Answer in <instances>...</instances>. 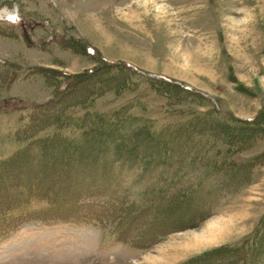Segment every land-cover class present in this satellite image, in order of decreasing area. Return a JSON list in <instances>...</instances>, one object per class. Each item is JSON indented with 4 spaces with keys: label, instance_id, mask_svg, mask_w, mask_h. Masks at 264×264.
Wrapping results in <instances>:
<instances>
[{
    "label": "rangeland",
    "instance_id": "obj_1",
    "mask_svg": "<svg viewBox=\"0 0 264 264\" xmlns=\"http://www.w3.org/2000/svg\"><path fill=\"white\" fill-rule=\"evenodd\" d=\"M0 100V264H264V0H0Z\"/></svg>",
    "mask_w": 264,
    "mask_h": 264
},
{
    "label": "trees",
    "instance_id": "obj_2",
    "mask_svg": "<svg viewBox=\"0 0 264 264\" xmlns=\"http://www.w3.org/2000/svg\"><path fill=\"white\" fill-rule=\"evenodd\" d=\"M120 67H122V66H119V65H116V64H109V63H107V62H103L102 63V66L100 67V68H98V69H95V70H90L89 71V73H87L86 74V76L88 77V78H95L96 76H98L100 73H102L104 70H113V69H116V68H120ZM122 68H125V70H127V71H130V69L129 68H127V67H122ZM34 71V70H33ZM36 71V70H35ZM38 71H40L39 69H38ZM63 76H64V74H62ZM90 75V76H89ZM69 75H67V77L66 78H64L60 83H59V86H58V88H59V95H58V97H57V99L55 98V99H53L52 101H49L48 103H37L36 105H33L32 107H30L31 109V112H38L39 110H41V109H44V108H48V107H51V106H53V105H57V104H60V103H62L69 95H71V94H73V93H75V90L77 89V87H78V84H79V79L77 78V76H72V75H70L69 77H68ZM159 83H161V84H163L164 82H159ZM159 86H161V87H169V88H175V89H180L181 91H183V92H188V93H191V94H193L192 93V90H190L189 88H186V87H184V88H181V87H179V86H175V85H173V84H168V83H164L163 85H159ZM199 94V93H198ZM3 100H0V103L2 102ZM84 107H88V105L86 104V105H84L83 106V108H81V110H83L84 109ZM86 109V108H85ZM67 110V109H66ZM65 110V112L64 113H67V111ZM69 112H71V111H69ZM74 112H77V111H72L71 113H74ZM217 112V111H216ZM70 113V114H71ZM69 114V115H70ZM217 114H219V115H221V116H223V118H225V119H227V120H229L230 122H231V125L229 126V127H232V128H235V129H239V128H241V127H239L238 128V126H244V127H246V128H248V129H253V130H255V129H263L264 128V113H260V114H258L257 116H255V117H253L252 119H249V120H244V119H238V118H236V117H234V116H232V115H230V114H228V113H226V114H224V115H222V114H220V113H218L217 112ZM119 120H117V124H119ZM243 127V128H244ZM222 140H223V144H227L228 146L230 145V141H229V139L228 138H226L225 136H224V138H222ZM229 148H230V146H229ZM127 159H124V158H122L121 159V161H126ZM162 162H159V161H156V164H154V166L155 165H162L161 164ZM17 197H19V196H17ZM74 197H75V199L73 198V202L71 203V204H69V207L66 209L67 210V214H68V216H72V215H75L77 212H79V211H81V210H77V209H89V207L91 208V206L89 205V204H86V203H82L83 201H81V199L84 197V194H82V193H79V194H77V195H74ZM182 199V198H181ZM152 202L153 201H151V200H149L148 202L147 201H144L143 200V202H142V204L141 205H139V206H135V207H133V212H134V220L136 221V219H138L139 218V216H140V213L141 212H143V211H146L147 209H151V207H152ZM49 205H52V202L49 204ZM65 210H63V206L62 207H58L57 209H54V208H52V209H48V210H46V213H49L48 215H54V216H56V217H58L59 215H62L63 216V212H64ZM170 213H172V212H170ZM133 220V219H132ZM181 220V219H180ZM187 222L189 221V219L188 220H186ZM186 223V222H185ZM185 223H180V222H178V223H176V227H180V228H182L184 225H182V224H185ZM172 223H169L168 225L165 223L164 225L165 226H170ZM197 224V223H196ZM178 225V226H177ZM180 225H182V226H180ZM175 228V227H174ZM177 229V228H176ZM257 234V233H256ZM255 238V236H253L252 238H249V239H254ZM244 248V247H243ZM222 255H223V257H221L222 259H226V257H225V255H224V253L223 252H221V250L219 251ZM242 261H243V259H241Z\"/></svg>",
    "mask_w": 264,
    "mask_h": 264
}]
</instances>
